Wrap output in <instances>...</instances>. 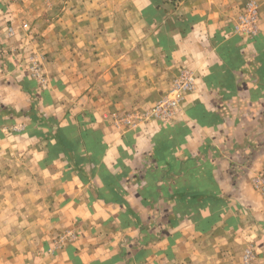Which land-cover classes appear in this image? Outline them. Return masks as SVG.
<instances>
[{
	"label": "crops",
	"instance_id": "1",
	"mask_svg": "<svg viewBox=\"0 0 264 264\" xmlns=\"http://www.w3.org/2000/svg\"><path fill=\"white\" fill-rule=\"evenodd\" d=\"M79 1L0 0V44L23 42V63L43 48L48 77L0 78L23 142L0 264H264V0L253 38L234 31L248 0H187L177 21L131 0L133 22ZM182 72L194 85L176 114L145 117Z\"/></svg>",
	"mask_w": 264,
	"mask_h": 264
},
{
	"label": "rangeland",
	"instance_id": "2",
	"mask_svg": "<svg viewBox=\"0 0 264 264\" xmlns=\"http://www.w3.org/2000/svg\"><path fill=\"white\" fill-rule=\"evenodd\" d=\"M65 1L66 0H55L54 6L57 5L60 7L59 12L62 11ZM224 1L225 0H191L190 2H193L195 6L199 5V7H201V5H204L206 2L210 4H221ZM253 1L256 2V0ZM155 2L159 18L166 17L167 19L177 21L184 16V12L181 7L186 4L187 0H155ZM133 3L134 2L131 0H107V5L105 7L108 11V19H110L111 22H133L137 20L136 15L139 12L134 11L136 10V7ZM77 4L80 5V9L83 8V5H81L79 0H77ZM244 6L236 13L234 19L235 22L237 21L238 15L242 12ZM53 11V15H57L55 9ZM44 13V19L47 20L48 18H51V11L47 10ZM142 17L143 16L141 15V18ZM22 30H25L27 34L31 33L30 27L27 25L25 27L23 26ZM16 42L17 41H15V43ZM21 43L23 42H20L17 45L11 44L9 47H4L6 46L4 43L0 44V78L8 76L15 78L16 76V80L18 82H23V69H25L35 80V78L31 75V65L33 64V60L36 59L40 65L41 73L45 77V83L39 84L36 80L35 81L40 87L46 88L48 85V77L46 75L47 53L43 48L40 49L38 53H35L36 51H32L26 56V62L23 63V46H20ZM13 72H15V76ZM18 127V125L14 126L12 124H5L3 120H1L0 116V213L7 210L8 212L11 211V214H13L15 210L20 208L21 204L16 203L14 200H18V198L23 195V170H21L23 169V148L20 149L23 147V142L20 141L17 133V130L19 129ZM262 194L264 195V193ZM0 221H2V219ZM14 221L15 220H12V222Z\"/></svg>",
	"mask_w": 264,
	"mask_h": 264
},
{
	"label": "built area",
	"instance_id": "3",
	"mask_svg": "<svg viewBox=\"0 0 264 264\" xmlns=\"http://www.w3.org/2000/svg\"><path fill=\"white\" fill-rule=\"evenodd\" d=\"M258 5L255 1H248L242 12L238 15L237 21L234 24V31L242 36L253 38L258 33ZM26 24H24V27ZM31 65V75L39 84L45 83V77L41 73V68L38 61L35 59ZM194 85V79L190 73L182 72L171 82L168 94L157 102L153 107L148 109L144 114L145 117H153L166 121L173 117L179 109V103L183 94ZM254 189L264 193V172L257 173L252 178ZM73 233L65 234L61 239H73ZM252 252L249 248L245 249L244 260L250 259Z\"/></svg>",
	"mask_w": 264,
	"mask_h": 264
},
{
	"label": "trees",
	"instance_id": "4",
	"mask_svg": "<svg viewBox=\"0 0 264 264\" xmlns=\"http://www.w3.org/2000/svg\"><path fill=\"white\" fill-rule=\"evenodd\" d=\"M71 131H72V130L69 129V128H65V129L63 130L64 133H68V132H71Z\"/></svg>",
	"mask_w": 264,
	"mask_h": 264
}]
</instances>
